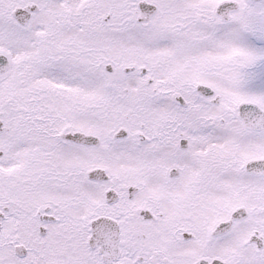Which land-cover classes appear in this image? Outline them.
<instances>
[{
  "label": "snow or ice",
  "instance_id": "6c2138e0",
  "mask_svg": "<svg viewBox=\"0 0 264 264\" xmlns=\"http://www.w3.org/2000/svg\"><path fill=\"white\" fill-rule=\"evenodd\" d=\"M0 264H264V0H0Z\"/></svg>",
  "mask_w": 264,
  "mask_h": 264
}]
</instances>
